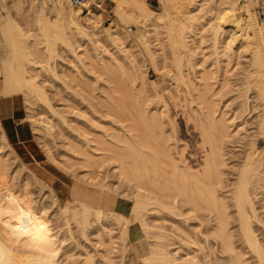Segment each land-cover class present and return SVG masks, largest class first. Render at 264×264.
<instances>
[{
    "label": "bare ground",
    "instance_id": "bare-ground-1",
    "mask_svg": "<svg viewBox=\"0 0 264 264\" xmlns=\"http://www.w3.org/2000/svg\"><path fill=\"white\" fill-rule=\"evenodd\" d=\"M0 1V3H7V0ZM10 1L11 5L7 3L8 7L12 6L17 13L28 16L31 6L26 9L23 0ZM50 1L57 19L50 22L43 17L36 18L39 24L33 26L34 28L30 29L32 31L24 29L22 30L24 33L20 32L21 35L18 32L21 41L15 35L16 33L11 31L13 27L10 26L11 22L8 19L10 9L5 7L6 4L2 5L5 8L0 6L2 10L6 9L0 17V24L5 28L3 37L9 42L10 47L0 69L3 75L2 83L0 82V95L24 93L30 101L43 100L44 102H41H48L45 105L49 106L51 114L56 116V110L49 104L50 98L46 86L40 85L36 77L39 79V75L45 76L47 71V74L50 73V70L53 73L54 70L50 68L55 63L58 67L53 66V69L57 70L60 66L58 72L54 71L57 73V79H54L63 81L61 83H64L69 92L71 91L70 94L73 93L69 95L67 90L72 99L78 97L85 103L86 114L84 115L89 123L86 124L88 127L84 126L82 131L76 132L77 139L70 137L72 139L70 140L65 135V140L69 139L70 142L68 140L66 144L65 141L63 143L65 145L69 143L70 147L66 146L68 148L65 150L66 155H59L67 156L68 158H65L69 162H71L70 159L80 161L81 167L84 168L82 173L91 184H96L98 178L105 174L104 181L100 182L103 193L124 199L126 204L123 208H127L128 213H121L122 210L120 212L112 209V206H98L80 200H75L74 205L67 203L65 207H61L53 189L50 186H43V182L40 191L46 187L50 191L48 193H51L49 196H53V200H51V206L42 205L40 200L33 198L34 192L31 191L33 189L29 187L31 182L26 181L28 179L33 181L32 177L38 179L33 172H30L32 177L30 175L23 177L25 174L20 176L14 169L13 173H17L18 180L14 174L13 177L9 175L12 182L16 180L18 182L19 177L24 178L21 183L18 182L19 185L16 183L17 187L13 184L15 189L12 183H8L7 175L14 168V164L16 169L18 165L19 167L27 165L9 144L0 124V264H60L58 263L61 257V254L59 257V251L63 250L64 246L61 243H64L62 240H66V237L63 238L64 234L63 237L60 236V233H63L61 232L63 224L52 223L51 214L47 216L50 207H52V216L61 213L60 216L65 218L64 224H68L64 225L66 233L72 232L69 226L72 223L69 222L73 220L79 223L80 231H77L81 232L83 237L96 236L98 246L102 247L101 251L108 259H111V253L118 243L110 228L113 225V220L108 218L110 214L120 221L122 238L127 240L129 225L133 221L128 217L129 213L133 212L135 214L133 218L138 220L141 218V212L146 215L155 213L159 209H167L175 216L184 218L185 221L198 217L200 226L203 228L194 233L178 222H173L176 230L184 232L189 238L188 240L179 239L177 236L169 238L170 243L167 246H171L173 250L178 248L179 252L185 250L189 244H193L194 247L189 245L190 249L188 248L185 255L180 256L182 255L180 253L175 256L177 253L172 254L170 250L167 252L161 249L160 244H153L150 253L143 258L145 262L178 264L177 260H181L189 264H264V219L259 213L261 206H258V202H261L264 208V25L258 27L252 13H246L245 16L239 15L236 10L238 0H220L218 11L216 9L220 22L214 33L216 54L229 53L233 49L232 41L240 37L242 42L237 46L234 54L238 56L239 48L246 50L248 48L252 55L251 63L248 64L251 69L249 68L243 74L245 75L244 83L236 90L240 101L236 102L234 111L238 110V113L228 116L216 104L214 91L216 84L214 72L216 71L200 69V66L206 63L204 48L207 45L204 43L208 41L204 36L208 24L200 20V17L209 13L207 11L210 9L205 6L208 10H204L206 13H203L201 9L205 8L204 3L199 0L191 16L190 13L178 23L176 20H173L174 22L171 20L172 26L168 28L170 38L168 35L167 39H170L168 43H171V49H173V59L169 69L167 67L165 69H168L167 74L170 73L176 86L170 83L166 89L175 105L181 107L184 123L179 125L176 115L170 113L168 106L163 104L165 100L162 101L159 95L154 97L149 93L142 70L143 65L137 62L138 58H135L131 47L125 45L119 30L105 29L110 43H102L103 38L98 29L102 18L101 13L90 9V12L84 15L81 12L75 15L67 0ZM116 1L121 4L125 0ZM32 2L35 4V0L29 4L33 5ZM135 2L138 13L144 15L148 12L146 13L149 16L148 20L155 16V11L148 7L146 0ZM214 8L216 7L211 8L210 11ZM247 9L248 7L245 11ZM199 10L201 14H198ZM123 13L126 15L125 12ZM160 17L161 15L157 18L159 20L152 21L148 26L147 36L159 33V22L165 19L162 18L163 15L162 19ZM65 31L70 35H67ZM88 33L97 38L89 46L82 41ZM52 34H54V38L52 37L54 41L59 37L63 45L68 46L64 50L65 53L62 49L61 53L64 54L57 50V42L53 40L49 42ZM47 37L50 38L47 39ZM229 37L231 39L228 40ZM46 39L49 43L46 42L47 45L45 43L44 46L43 41ZM158 41H156L157 44H159ZM198 50H202L204 55L201 59L198 57ZM23 55L27 58H23ZM22 58L25 60L22 61ZM51 73V78L46 75L43 81L54 82L53 77L56 74ZM50 86L52 87V84ZM47 106L44 107L47 108ZM74 106L77 107L79 104L76 102ZM257 112L258 114H254ZM248 115L252 120H254L253 117L256 118L252 122L253 131H247L245 128H243L244 131L238 129L244 127ZM34 116L30 117L34 119ZM52 118L50 116L51 121ZM237 119L239 121L236 122ZM39 120L34 122V131L44 145L45 154L55 161H63L62 158L61 160L60 157L57 158L58 155L54 157L49 147L51 142L48 143V140L50 136H54L52 135L54 134L53 125L50 130L49 127L45 128ZM44 129L50 132L47 130L44 131L45 136L40 135L44 133L42 131ZM62 133L64 136V131ZM48 136L49 139H47ZM191 139L194 140L193 143ZM259 143L263 146L260 147ZM9 160L12 164L14 163L12 165L10 162L11 169ZM69 162L70 165L75 163ZM68 164L64 163V165ZM27 173L29 174V171ZM108 177L112 179L107 181ZM123 183L129 185L130 195L127 196H130L134 203L130 202V197L127 198L124 195L125 190L119 193L123 192L126 198L113 194V190L118 188L119 191ZM32 186L35 187V185ZM43 195L47 196L46 192ZM198 213L201 215L198 216ZM145 225L146 232L151 233L150 228L154 224L150 225L146 222ZM205 225L209 227L205 229ZM69 233L68 236L73 232L70 235ZM172 234L164 233L163 236L161 232L153 233L156 238L162 236L164 238L166 235L171 237ZM209 234L213 236L212 240ZM72 236L73 234L70 240ZM65 251L64 253L68 254ZM196 251L201 252V256L196 255ZM81 254L85 256L89 264L102 263L94 259L91 251L84 250ZM70 256L73 258V254L68 255ZM184 256L187 259L182 258ZM221 257L225 260L223 263L219 260ZM250 259L253 262H249Z\"/></svg>",
    "mask_w": 264,
    "mask_h": 264
},
{
    "label": "rangeland",
    "instance_id": "rangeland-1",
    "mask_svg": "<svg viewBox=\"0 0 264 264\" xmlns=\"http://www.w3.org/2000/svg\"><path fill=\"white\" fill-rule=\"evenodd\" d=\"M31 1L32 0H23V3H25L24 7L26 9H29V6H31V9H29L30 11H28L29 13H28L27 17L17 13L13 9L12 6L8 7L7 3L9 5H11L10 0H7V3H0L1 7H2V5L6 4L7 6H5V7H8V9H10L8 19L11 22L10 26L13 27V28H11V31L13 30V33H16L15 35L17 37H19L20 41H21V37L19 35L22 34L24 29L27 31H32L30 29L33 26L35 27V25L37 26V24H39L38 22H36V20L38 18L43 17L46 20H49L50 22H54L57 19V18L55 19L57 14H56V12H54V10H52L53 4L50 0H35V4H33L34 2H32L33 5L29 4V3H31ZM92 1L94 2L96 0H92ZM135 1L136 0H125L121 4H118L116 0H100V2H102V4H103L101 9L91 8V9H95L96 13L102 14V18L98 24V29L101 33L100 36L103 38L102 43H107V44L110 43V41H108V39H107V33H106L105 29H107V30L108 29L109 30L110 29L111 30L117 29L122 33L121 35H123L122 39L125 40V45H129V47H131V50L134 51L135 58H138V59H136L137 62L139 64H141V66L143 65L142 70L144 71V77H145L147 87L150 90L149 93L151 95H153L154 97L156 95H159L162 98V101L165 100L163 102V104H166L168 106V108L170 109V113H173L176 115V120H177L178 124L183 125L184 121H183V117L181 116V114H182L181 109H180L181 107L179 105L178 106L175 105V103L171 99L169 92L167 91L168 89H166L168 86L175 84V81L173 80V77L170 75V73L167 74L168 73L167 70L172 65V59H173V49H171L172 48V46L170 45L171 43L170 42L168 43V41L170 39L169 40L167 39L168 35H169L168 28L170 26H172L171 23L174 22L173 20H176L177 21L176 23H178V21L183 20L182 18H184V17L186 18V16L189 15L190 13H191L190 14V16H191L192 10H194L193 8H196L198 6L197 2L199 0H146L148 7H150L151 9H153L155 11V16H152L151 20L147 19L149 16L146 13H148V12H145L146 15L145 14L142 15V14L138 13V9L136 8L137 4ZM65 3H66L65 5L67 6L66 1H65ZM201 3H204L203 7L206 6L210 10L213 7H216V8H214V9H212V11H210L205 7L204 9H201V10H203V13H206V12H204V10H208L207 12H209V13L201 15V17L199 16L200 20H202L203 22L205 21V23L207 22L206 25L208 24L207 25L208 28L206 27L207 30L204 31V36L206 38L205 40L206 41L208 40V41L206 43H204V45L206 44L207 46L204 48L205 51L203 50L205 52L207 58H206V63H204L203 66L201 65L200 69L207 68L208 70L216 71V72L213 71L214 73H216L214 75V77H215L214 81L216 83L214 85V91L216 93V95H215L216 104L219 106V109L221 108L222 111H225L228 114V116L229 115L234 116V114L238 113V110L234 111L235 107H236V102L240 101V99L237 98L236 90L239 89V87L244 83L245 77H243V76H245V75H243V74L247 70H249V68L251 69L250 65L248 66V64L251 63L252 55H251V52L248 48H247V50L245 48L244 49L239 48L238 56H236L234 54L235 53L234 51H237V46L240 45V43L242 42V39L240 37H237L236 39H234V41H232L233 49L229 53L224 54V55H217L216 54L215 49H214V39H215L214 33L217 30L216 26L220 22L219 19L217 18V15H216V12L218 11V8H219L220 0H202ZM236 4H237V2H236ZM69 5L70 4H68V6ZM243 5H245V6H243ZM1 7H0V17H1V15L4 14V11L6 10V9L2 10V8H5V7H2V8ZM71 7H72V10L74 11L75 15L78 12H80L79 10L74 8L73 6H71ZM247 7H248V9L246 11H250V12L245 11V9ZM262 7H264V0H240V1L238 0L236 10H238L237 13H239V15L242 14L241 16H245L246 13H250V14L252 13V15L255 17V20L257 22V26L260 27V26L264 25V22L258 18L257 10H258V8H262ZM216 9H217V11H216ZM201 10H199L200 13H198V12L197 13L201 14L202 13ZM189 11H191V12H189ZM123 12H125L126 15ZM127 15H129V16H127ZM160 15H161V17L163 15L162 18H165V19H162L160 17L162 19V22L161 21L159 22V24H160L158 27L159 33H157V35H154V36L153 35L147 36L148 32L146 30L149 29L148 26H150L152 21H156V19L159 18ZM193 15L195 16V14H193ZM197 17H195V18L197 19ZM157 20H159V19H157ZM171 20L173 22H171ZM208 20H210L209 23H208ZM27 23H29L28 26H27ZM18 32H19V35H18ZM20 32H21V34H20ZM88 32H89V30H88ZM3 33H5V28H3L2 25L0 24V69H2L3 59H5L8 51L10 50L9 42L5 41L6 39L3 37ZM28 33H30V32H28ZM65 33H67V32L65 31ZM231 34L232 33H230V35ZM250 34L253 35V32L250 31ZM52 35L53 36L50 35L51 38L49 37L51 39V40H49V42L54 41L53 40L54 34H52ZM67 35H70V34L67 33ZM226 35H228V33H226ZM151 36L154 37L156 40L154 38H152ZM159 36H160V38H159ZM70 37H71V39H73L72 35ZM49 38L47 37V39H49ZM169 38H170V35H169ZM47 39L45 41H43L44 42L43 45L46 42L49 43ZM95 39H97V38L92 36L90 33H88L82 39V41H85L86 44L85 43L84 44L89 46L92 44L93 40H95ZM157 39L158 40L164 39V40L158 41ZM227 39L229 40V39H231V37H229ZM61 40L58 37V39H56V41H54V42H57V44H59V45L56 44V46H57V50H59L60 53H61L62 49L64 52L65 48L68 47V46L66 47V44L63 45L64 43ZM156 41H158L159 44H157ZM154 42H156V44ZM47 43L45 45H47ZM161 44H162V46H161ZM158 46H160V47H158ZM164 51H165V53H163ZM199 51H201V52H199ZM63 52L61 54L65 53V52L64 53ZM198 53H199L198 57H199V59H201L204 56L202 53V50H198ZM23 56H22L23 58H25V59L27 58L26 55H23ZM167 56H169V57H167ZM23 58H22V61L25 60ZM163 63H164V65H163ZM52 64H53V61H52L51 65ZM154 64H156V65H154ZM53 66L58 67L56 65V63H55V65L53 64ZM53 66H51L50 69L55 71L56 68L53 69L54 68ZM165 67H167L168 69H165ZM60 68L61 67L59 66V69L57 68L56 72H58V70H60ZM54 71H52V72L55 73ZM47 72H46V75L50 76V78H51V75H50L51 70H50L49 74H47ZM53 73H51V74H53ZM55 74H56V75H54L55 77L52 76L53 79L54 78L57 79V73H55ZM46 75L45 76H42V74L39 75L41 77L38 76L39 79H37V77H36V81L39 80L37 82L40 83V85L43 86V84H44V86H46V89L48 91L47 93H48L49 98H50L49 104L51 106H53V108L56 110L57 114H56V116L51 114V112L49 111V108H48L49 106L45 105L46 103L48 104V102L45 101L46 103H42V102H44L43 100H41L42 102L40 100L37 102L34 99H32L33 101H35V103H34L32 100L31 101L28 100L24 93H20L24 97L26 109H27V113H28V114H26V121L25 122H26V126H29L32 130H33V128H35V123H34L35 120H39V119L41 120V121L39 120L40 123L43 124V126L45 128L49 127L48 129L51 130V127L53 125L52 131H54V134H52V135H54V136L53 137L50 136L51 141L49 139V136L47 138V139H49L48 143L51 142V143H49V147L51 148V152L54 154V157L58 155L57 158L60 157L59 159L61 160V158H62L63 161H55L52 158H50L49 156H47V154H45L46 151H44L45 148H43V146H44L43 143L40 141L38 134L35 133V134H33V137H34L33 142L28 143L26 146H14L13 147L14 150L16 151V153L20 156V158L23 160V162L26 163L27 166H25L26 168L24 166H22L23 167L22 168V167H19L20 165H18V167L16 169L15 168L16 166H14L15 164L13 163L14 164L13 165L12 161L9 160L8 161L9 165L11 162V164L13 165L14 168H12V165L9 166V168L10 167L12 168V169L10 168L12 172L9 171L7 178H8V183H12V185L13 184L16 185V183H17L19 185L22 182V179L24 180L23 177H25L26 175H30L32 177L33 175H31L30 172H33L38 176V179H36L35 177L34 178L32 177L33 181L29 180V179L26 180V181L31 182L29 187L31 189H33V190H31L32 192H34L32 194V196L34 195L33 198H35L36 200L37 199L40 200V202H42V205L51 206L52 205L51 200H53L52 199L53 196L50 195L51 198L49 199V197H50L49 194H51V193H48L50 191L46 188L47 186L48 187L50 186L53 189V191L55 193V198H57L60 206L65 207V205H67V203H69V204L73 203L72 205H74L76 203L75 200H77V199L69 198L68 200H63L62 198H60L58 195V190L56 188V187H58V185H56L54 187L50 182H48V180H46L44 178V176H42V172L44 171L43 167H45V166L49 167L50 170L54 173H57V170L66 173L67 175L70 176V177H68V179H70L71 185L72 184H78L80 186H83L85 189L89 186L91 188L99 190L100 192H104L102 186L100 185V182L102 183L104 181L105 174H102L98 178V180L96 181V184H91L90 181L88 180V178L86 176H84L82 173V170L84 168L81 167L82 164L80 163V161H73L72 159H70L71 162H69V160L67 159L68 158L67 156L61 157L62 155H66L65 150L68 149L67 147H70V145H68L69 143L67 145H65L69 140V139L65 140V138H64L65 135L67 136L66 138L71 137L72 139H75V138L77 139L78 138L77 134L80 131H82L81 130V129H83L82 127H84V126L88 127V125H86V124H88L89 122L87 121V118H85L86 115H84V114H86L85 107H84L85 103H83V101H81L80 98L78 99V97H76L75 99H72L69 95H72L73 93L70 94L71 91L69 92V90L66 89V86L64 85V83H61V81H62L61 79H59V80L54 79V82L50 81L48 83L46 80L43 81L44 80L43 78H45ZM2 78H3V75L0 73V80H1L0 82L1 83L3 80ZM51 84H52V87L50 86ZM174 86H176V84ZM67 90H68L69 95L67 93ZM154 93H156V94H154ZM72 97H74V95ZM79 101L82 103H80ZM39 102H41V103L38 104ZM76 102H77V104H79V106H77V107L74 106V103L76 104ZM161 104H162V102H161ZM44 106L45 107L47 106V108H45ZM175 106H177V107H175ZM41 109H43V110H41ZM45 110H47V111L44 112ZM40 113H42V114H40ZM34 114H35V116H34ZM38 114H40V115H38ZM254 114H258V112L254 113ZM30 116L31 117L34 116V119L31 118ZM50 116H51V118L54 117L55 119L57 117V119L55 120L52 118V121H51ZM41 117H43V118H41ZM246 119H248V120L243 125L244 127H242V128L239 127L238 129L241 130V129L245 128L247 131H253V129H252L253 123L252 122L255 121L256 118L253 117L254 120H252V118H250V115H248V116H246ZM62 121H63V123L65 121L66 122L63 124ZM237 121H239V120L237 119L236 122ZM60 122H61V124L59 125ZM67 123H69V125ZM5 125H6L8 133L13 138L15 136V132H16L14 124L11 123V121H6ZM23 129H24V133H25L24 135H26L27 132L25 130H27V129L26 128H23ZM48 129H44L42 131L44 132V131H47ZM245 129H243L242 131H244ZM63 131H64V136H62ZM48 132H50V131L48 130ZM76 132H78V133H76ZM44 133L40 134V135L45 136L46 133L45 134ZM248 133H250V132H248ZM68 134H69V136H68ZM61 138H63V139H61ZM71 138H70V140H72ZM70 140H69V142H70ZM191 140L193 143L194 140L193 139H191ZM0 141H1V139H0ZM54 146H56V147L54 148ZM259 146L261 147V146H263V144L259 143ZM63 147H65V149ZM54 151H55V153H54ZM32 154L35 156V158L37 160H34L32 158V156H31ZM59 154H62V155H59ZM65 157H67V158H65ZM41 158H43L44 161H41L40 160ZM64 158L67 160H65ZM199 160L200 159L198 158V161ZM193 161L195 162V159ZM66 162H67V164H68V162L71 164H73L74 162L75 163L73 165H70V164L64 165V163L66 164ZM79 168H80V170H79ZM14 169L16 172L18 171L19 173L20 172L22 173V174L18 173V175H20V176H23L25 174L22 177V179H21V177H19L20 183H18L19 181L16 182L18 180V175L16 176L17 173L16 174L13 173ZM69 169H70V172H69ZM28 171H29V174L27 173ZM13 174L17 177V180L13 179V180H16L15 182H12V180H11L12 178L11 179L9 178L10 176L13 177L14 176ZM16 177H14V178H16ZM31 177H30V179H31ZM111 179L112 178L108 177L107 181H110ZM9 180H11V181H9ZM42 182L44 183L43 186L46 185L45 189L43 188L44 192H43V190L40 191V189L42 187V184H41ZM126 184L127 183H125V185H124V183H123V187L121 186L119 191L117 190L118 188L115 189L116 191L113 190L114 191L113 194L115 196H119L122 198H126V197L129 198L130 196L128 197L127 195L128 194L130 195V192L128 190L130 188H129V185L127 184V186H126ZM18 185H16V187ZM32 185H35V187ZM13 186H12V188H13ZM16 187L14 186L15 189H16ZM32 187H34V188H32ZM126 188H127V191H126ZM122 190H125L126 193L124 195H126V197L123 195V192L119 193ZM45 192H46L47 196L43 195V193L45 194ZM41 195H42V197H41ZM131 201H132V203H134V200L130 197V202ZM258 206L259 207L261 206L259 208V213H260L261 217L264 219V208L262 207L261 202H258ZM51 208L52 207L48 208L49 209L48 211H50V212L47 213V216H50V214H51V217L53 218L52 219L50 217L52 219V223L56 222L58 224H63L62 226L64 229V225H66V223L64 224L65 218H63V216L62 217L60 216L61 213H59V214L56 213V215L52 216L53 214L51 213L52 212ZM163 210L159 209V211H155V213L153 212V213L146 214V215H145V213L141 212L142 213V214L140 213L141 218H139L138 220L134 219L135 214H133V212L129 213L130 215L128 214L129 215L128 217L130 219H133V221L130 223V233L128 235L127 240L122 238L123 231H122V228L120 225V221L118 220V218L116 216L110 214L108 216V218L113 220L112 221L113 225L110 228L112 230V234L117 238V242H118V243H116V246H115L116 248L113 249V252L111 253V259L110 258L108 259L106 256L103 255V252L101 251L102 247L98 246L96 236L90 235L88 237H83L80 234L81 232L79 233V231H80V225L78 226L79 223H75L72 220L74 222L73 223L70 220L69 223L70 224L72 223V224L69 226H71L70 228L72 229V232H73V233L72 232L71 233L73 234V236L74 235L75 236L74 237L72 236V238L70 240V236L72 234L68 232L69 235L71 234L70 236H68V233H66L67 230L65 231V229L64 230L61 229V232H63V233H60L61 234L60 236L63 237V234H64L63 238L66 237L65 238L66 240H62L64 242L63 243L64 245L62 243H61V245L64 247L61 246L63 250L60 247V250H62V251H59V257H60V254H61V257L60 258L58 257L59 258L58 263H60V264H63V263L64 264H87L88 261L86 260L85 256L83 257L81 252H83L84 250H88V251H91L94 259L97 262L98 261L102 262L101 264H144V263L150 264L148 262H145L146 260L144 261L143 258L146 257L145 254L147 255V253H150L151 246L153 244H158V245L160 244L161 249H163V250L165 249V250H167V252H168V250H170L172 252V254L177 253V255H175V256L180 255V253H182V255H180V256L185 255L186 251H188L190 249V247H194L193 244L192 245L189 244L191 246L188 247L189 246L188 245L187 248H185V250L184 249L181 250V252H179L180 250L178 251V248L173 250L171 248V246H167V244L170 243L169 242L170 240H168L169 238L176 237V236L179 239L183 238L184 240H188V238H189V236H187L184 232H182L180 230H176V226L173 222H176V223L178 222L179 224L185 226L189 230H192L194 233L195 232L197 233V232H199V229L203 228L200 226V223H201L200 219L198 217H196V218H193L191 220L185 221L184 218L175 216L174 214L169 212L167 209H163ZM200 213H198V216L201 215ZM146 222L149 223L150 225L154 224L153 227L150 228V230L152 231L151 233H147L145 230L146 229V225H145ZM50 223H51V221H50ZM155 225H158V226L156 227ZM160 226H162V228H160ZM208 227H209V225H205V229ZM77 230H79V231H77ZM153 231H155V232L157 231V233L161 232L163 234V236H164V233H166L168 235L173 233L172 235L175 234V236L171 235V237H170V236L166 235L167 237L165 236L164 238H162L163 236L160 238H156L153 235V233H155ZM210 235L211 234H209V237H211L210 239L212 240L213 236L212 235L210 236ZM117 236L119 237V239ZM135 236L141 237L140 243L136 244L134 242V239L136 238ZM191 240H189V241H191ZM65 241H67V242H65ZM141 242L144 244H142ZM67 244L69 247L67 246ZM137 245L143 246V248L145 247L144 248L145 254H143V255L138 254L137 247H136ZM64 251L68 254H65ZM67 251H69V252H67ZM71 251H74V252L71 253ZM60 252H62L63 254ZM69 253L73 254V258L71 256L68 257V255H71ZM77 253H79V254H77ZM64 254L66 255V257H68L67 261H65L66 257ZM195 254L196 255L198 254V256H201L202 253L196 251ZM74 255H75V257H74ZM81 255H82V257H81ZM188 257H190V256H188ZM182 258L187 259L185 256ZM195 258L198 259V257H195ZM219 260L222 263L225 261L224 258H222V257ZM249 262H253V260L250 259ZM177 263L178 264H187V263L189 264V262L181 261V260H177ZM252 264H254V263H252Z\"/></svg>",
    "mask_w": 264,
    "mask_h": 264
},
{
    "label": "crops",
    "instance_id": "crops-1",
    "mask_svg": "<svg viewBox=\"0 0 264 264\" xmlns=\"http://www.w3.org/2000/svg\"><path fill=\"white\" fill-rule=\"evenodd\" d=\"M26 114L28 113L26 109L25 100L20 93L10 94V95H0V124L12 148L14 146H26L28 143L34 141L33 134H35V131L34 128L32 130L29 126H26V122H25ZM6 121H11V123L14 124L16 132L13 138L10 136V134L7 131L5 125ZM23 128L27 129L25 130L27 132L26 135H24L25 133ZM31 156L34 160H37L33 154ZM18 157L20 158L19 155ZM40 160L44 161L43 158H41ZM43 170L44 171L42 172V176H44V178L48 180V182H50L54 187L58 185V187H56L58 190V195L63 200L74 198L98 206H112V209L114 208L115 210L118 211L122 210V212L120 211L121 213H126V214L128 213L127 212L128 209L123 208V206L126 204V201L124 199L108 196L103 192H100L99 190H96L89 186L85 189L83 186H80L78 184L71 185L70 179H68V177L70 176L62 171L57 170V173H54L50 170L49 167L46 166L43 167ZM128 230H129L128 231V235H129L130 225ZM135 237L136 238L134 239V242L136 244L140 243L141 237L139 236H135ZM136 247L138 254L140 255L145 254V250H144L145 247L143 248V246L140 245H137Z\"/></svg>",
    "mask_w": 264,
    "mask_h": 264
},
{
    "label": "built area",
    "instance_id": "built-area-1",
    "mask_svg": "<svg viewBox=\"0 0 264 264\" xmlns=\"http://www.w3.org/2000/svg\"><path fill=\"white\" fill-rule=\"evenodd\" d=\"M71 6L79 10L82 14L87 13L91 8H102V2L100 0H68ZM258 18L264 22V7L258 8L257 10Z\"/></svg>",
    "mask_w": 264,
    "mask_h": 264
}]
</instances>
